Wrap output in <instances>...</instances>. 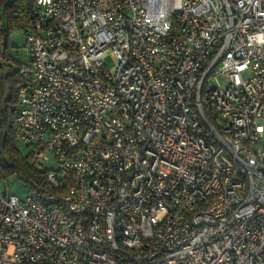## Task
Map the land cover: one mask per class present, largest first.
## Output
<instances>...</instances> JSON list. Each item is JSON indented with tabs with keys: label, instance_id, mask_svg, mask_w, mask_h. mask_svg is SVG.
Returning a JSON list of instances; mask_svg holds the SVG:
<instances>
[{
	"label": "built area",
	"instance_id": "built-area-1",
	"mask_svg": "<svg viewBox=\"0 0 264 264\" xmlns=\"http://www.w3.org/2000/svg\"><path fill=\"white\" fill-rule=\"evenodd\" d=\"M25 50L14 136L55 167L0 170V264H264V0H32Z\"/></svg>",
	"mask_w": 264,
	"mask_h": 264
},
{
	"label": "trees",
	"instance_id": "trees-1",
	"mask_svg": "<svg viewBox=\"0 0 264 264\" xmlns=\"http://www.w3.org/2000/svg\"><path fill=\"white\" fill-rule=\"evenodd\" d=\"M32 0H0V55L8 56L7 44L9 28L12 25L23 28L28 21V12ZM3 37L6 44L3 47ZM18 64V63H17ZM20 83L17 69L10 67L5 70L0 65V170L4 176L16 174L19 178L28 181L31 187L46 185L45 169L32 171L15 146L14 127L9 114V107L15 103L16 88Z\"/></svg>",
	"mask_w": 264,
	"mask_h": 264
},
{
	"label": "rangeland",
	"instance_id": "rangeland-1",
	"mask_svg": "<svg viewBox=\"0 0 264 264\" xmlns=\"http://www.w3.org/2000/svg\"><path fill=\"white\" fill-rule=\"evenodd\" d=\"M7 37V51L9 54L8 56L6 55V58L1 55L3 64L2 67L5 70H7L8 67L15 70L17 68V63H20L26 59L25 31L23 28L17 27L14 24L9 28V33ZM5 44H3L2 46L4 47ZM219 82L220 84L222 83L220 79ZM15 146L27 166H29L32 171L43 170L48 168L51 169L55 167V164L52 160H50L49 162L39 161L38 164H36L33 159L30 158L28 147L21 141L15 140ZM4 179L6 180V185L9 191L20 197L24 194L26 190L30 189V183H32V179L25 181L19 178L15 173L8 176L3 175L1 177V183L3 184Z\"/></svg>",
	"mask_w": 264,
	"mask_h": 264
},
{
	"label": "water",
	"instance_id": "water-1",
	"mask_svg": "<svg viewBox=\"0 0 264 264\" xmlns=\"http://www.w3.org/2000/svg\"><path fill=\"white\" fill-rule=\"evenodd\" d=\"M4 39H3V44H5L6 43V41H5V37H3Z\"/></svg>",
	"mask_w": 264,
	"mask_h": 264
}]
</instances>
